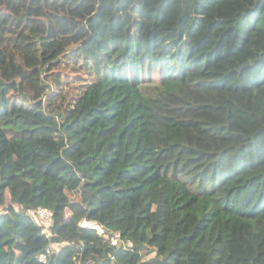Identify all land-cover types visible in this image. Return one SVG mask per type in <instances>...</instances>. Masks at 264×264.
I'll use <instances>...</instances> for the list:
<instances>
[{"label":"trees","instance_id":"trees-1","mask_svg":"<svg viewBox=\"0 0 264 264\" xmlns=\"http://www.w3.org/2000/svg\"><path fill=\"white\" fill-rule=\"evenodd\" d=\"M0 211V264H264V0H0Z\"/></svg>","mask_w":264,"mask_h":264},{"label":"built area","instance_id":"built-area-1","mask_svg":"<svg viewBox=\"0 0 264 264\" xmlns=\"http://www.w3.org/2000/svg\"><path fill=\"white\" fill-rule=\"evenodd\" d=\"M16 209H19V206H16ZM5 211H0V215L3 214ZM29 216L35 219V221L40 225L41 227V232L42 234L46 235L48 238H50L53 234L50 230L51 226L53 225V220H52V212L48 209H45L43 207H39L35 210H30L27 212ZM99 230L103 233L106 234L105 229L103 227H98ZM110 242L113 246H119L122 244V238L120 231H115L112 234L109 235ZM61 246V244H55V245H50L47 249V253H43L38 256V259L42 263L47 262V254L50 252L51 248L58 249Z\"/></svg>","mask_w":264,"mask_h":264},{"label":"rangeland","instance_id":"rangeland-1","mask_svg":"<svg viewBox=\"0 0 264 264\" xmlns=\"http://www.w3.org/2000/svg\"><path fill=\"white\" fill-rule=\"evenodd\" d=\"M55 75L61 78L64 87V92H66L70 96L77 94L79 90L77 77L73 73L69 72L68 67H66L63 60L61 61L59 70L55 71ZM66 193L70 198L80 200V196L75 192L66 191Z\"/></svg>","mask_w":264,"mask_h":264},{"label":"water","instance_id":"water-1","mask_svg":"<svg viewBox=\"0 0 264 264\" xmlns=\"http://www.w3.org/2000/svg\"><path fill=\"white\" fill-rule=\"evenodd\" d=\"M249 63H247L244 67H248Z\"/></svg>","mask_w":264,"mask_h":264}]
</instances>
